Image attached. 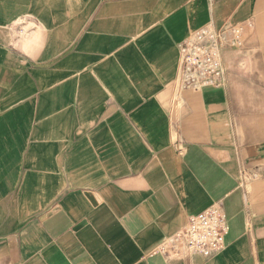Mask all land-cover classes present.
I'll return each mask as SVG.
<instances>
[{"label":"crops","instance_id":"crops-1","mask_svg":"<svg viewBox=\"0 0 264 264\" xmlns=\"http://www.w3.org/2000/svg\"><path fill=\"white\" fill-rule=\"evenodd\" d=\"M238 23L222 88L178 44ZM217 204L224 247H155ZM0 264H264V0H0Z\"/></svg>","mask_w":264,"mask_h":264},{"label":"built area","instance_id":"built-area-1","mask_svg":"<svg viewBox=\"0 0 264 264\" xmlns=\"http://www.w3.org/2000/svg\"><path fill=\"white\" fill-rule=\"evenodd\" d=\"M242 41V28L238 23L225 22L218 27L203 25L193 30L178 44V88L201 92L224 87L226 69L223 52L241 45ZM227 231L224 210L213 204L188 215L184 224L164 237L155 249L165 257L183 253L210 257L223 249Z\"/></svg>","mask_w":264,"mask_h":264}]
</instances>
